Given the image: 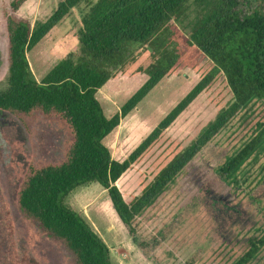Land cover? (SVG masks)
<instances>
[{
	"label": "trees",
	"instance_id": "obj_1",
	"mask_svg": "<svg viewBox=\"0 0 264 264\" xmlns=\"http://www.w3.org/2000/svg\"><path fill=\"white\" fill-rule=\"evenodd\" d=\"M26 0H12V12ZM240 0H59L44 20L3 13L6 34V86L0 110L26 117L42 114L63 122L66 130L56 160H10L17 183L16 202L25 217L59 241L73 264H114L108 246L87 218L67 206L75 187L95 182L106 190L112 208L129 233L135 219L152 207L187 165L239 112L264 100V13L241 15ZM82 3L78 48L37 80L27 52ZM138 56H136V51ZM142 54V56H139ZM200 59H205L201 64ZM144 60L145 63L141 62ZM191 68L198 82L157 123L123 160L112 158L106 137L160 80ZM118 72L146 74L147 79L107 116L97 97L100 87ZM222 78L231 98H219L214 118L187 145L164 137V131L203 91ZM244 116L249 134L216 171L231 187L250 158L264 152V120ZM25 122V121H24ZM159 149L140 192L125 200L116 181L128 169ZM248 238L241 254L224 251L225 264H251L264 249V225ZM0 264H39L16 235L10 207L0 189ZM189 264V263H182Z\"/></svg>",
	"mask_w": 264,
	"mask_h": 264
},
{
	"label": "rangeland",
	"instance_id": "obj_2",
	"mask_svg": "<svg viewBox=\"0 0 264 264\" xmlns=\"http://www.w3.org/2000/svg\"><path fill=\"white\" fill-rule=\"evenodd\" d=\"M12 0H0V90L6 86V34L3 13L28 19L33 25L46 19L59 0H26L15 12ZM241 15L258 9L264 13V0H240ZM82 3L54 26L28 52L29 66L39 80L62 58L78 48V28ZM138 49L136 56H138ZM139 56H142L140 54ZM204 64L205 59H200ZM141 62L145 63L144 60ZM147 79L146 74L118 72L99 88L97 97L109 117ZM222 78L203 91L164 131V137L187 145L203 125L214 118L219 98H231ZM191 68L163 77L105 139L111 156L125 159L164 115L198 82ZM244 116L264 120V100L239 112L228 125L183 167L173 184L141 216L136 217L135 232L129 233L112 208L105 189L98 183H84L64 198V203L81 212L104 240L114 264H225L224 251L241 254L248 238L264 225V152L250 158L239 173V187L227 185L217 167L235 147L247 138L242 128ZM25 121V122H24ZM0 110V189L9 204L16 235L39 264H73L71 253L56 239L28 220L16 202L17 183L10 160L24 165L30 161L56 160L61 156L66 136L62 121L42 114L26 117ZM159 149L126 170L116 185L128 200L140 192L139 181L151 169ZM251 264H264V249Z\"/></svg>",
	"mask_w": 264,
	"mask_h": 264
}]
</instances>
